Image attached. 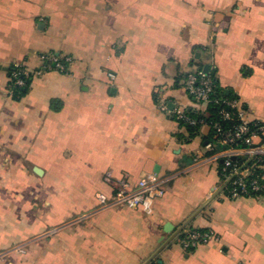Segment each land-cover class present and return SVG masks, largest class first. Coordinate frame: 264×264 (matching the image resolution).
I'll list each match as a JSON object with an SVG mask.
<instances>
[{
    "label": "crops",
    "instance_id": "crops-1",
    "mask_svg": "<svg viewBox=\"0 0 264 264\" xmlns=\"http://www.w3.org/2000/svg\"><path fill=\"white\" fill-rule=\"evenodd\" d=\"M12 65L34 77L16 99L0 70V264H264V195L228 198L211 130L189 138L160 110L204 112L184 82L210 65L264 120V0H0ZM150 175V214L111 203ZM191 229L219 240L185 250Z\"/></svg>",
    "mask_w": 264,
    "mask_h": 264
},
{
    "label": "built area",
    "instance_id": "built-area-1",
    "mask_svg": "<svg viewBox=\"0 0 264 264\" xmlns=\"http://www.w3.org/2000/svg\"><path fill=\"white\" fill-rule=\"evenodd\" d=\"M40 60L43 64L44 71H56L61 74L67 72V67L59 62L58 57L53 55H41ZM65 62L69 64L70 59L65 58ZM41 72L42 71H37L36 74L39 75ZM16 85L21 87L23 86V82L17 81ZM184 89L190 99L196 103L204 105L219 103L218 99L212 97L214 86L210 76L205 75L202 70L191 72L186 75ZM222 103L228 109L232 110L231 113L223 112L222 118L224 120L235 118L238 124L233 132L219 141V144L227 146L239 141L241 147H227L222 149L214 154V160H221L224 164L222 168V177L223 181L229 186L226 196L230 199L251 197V195L264 191V173L259 177L249 178V169L232 165V160L239 157L240 152L246 158L264 160V120L257 124L255 123V127L252 128V122L248 119L245 109L237 100H227L222 101ZM160 110L170 113L176 122L180 121L189 126L207 127V125H209L203 119L196 120L188 117L185 114V110L179 107H174L169 111L165 105H160ZM212 127L217 133L222 135L221 127L218 123H213ZM255 140H258V143H254ZM209 147L212 149L211 146ZM113 187L114 190L111 197V203L113 205L125 207L127 209H139L146 214L151 213L154 202L165 194L163 186L156 175H150L140 179L133 189H131L125 181H118ZM98 200L100 203L105 204L108 199L100 194L98 195ZM185 236V239L181 240L182 248L185 250L195 249L200 245L212 242L217 243L219 240L211 231L199 233L187 230Z\"/></svg>",
    "mask_w": 264,
    "mask_h": 264
},
{
    "label": "trees",
    "instance_id": "trees-1",
    "mask_svg": "<svg viewBox=\"0 0 264 264\" xmlns=\"http://www.w3.org/2000/svg\"><path fill=\"white\" fill-rule=\"evenodd\" d=\"M47 55L50 56V54H47ZM58 60L65 67H68L69 64L65 62V58L58 57ZM25 71H26L25 67L21 65H16V66L12 65L11 67H9L7 71L8 80H9L8 88L12 91L13 97L16 99H19L20 97L24 96L27 93L29 85L34 77V74L25 72ZM38 71H41V69ZM210 78L214 86V93L212 97L214 99H218L219 103L218 104H213V103L207 104L204 112H194L190 110H185V114L192 119H196V120L203 119L207 124H209L207 125V127L211 130V136H212L211 153H215L227 147H235V148L241 147V143L239 141H236L233 144H230L227 146H222L219 144V141L223 139L225 136H228L231 132H233L234 128L238 124V121L235 118L230 119V120H224L222 118L223 112H229V113L232 112V110L228 109L222 103V101L237 100V99L230 94H225L224 92H222L214 76L212 77L210 76ZM17 81H22L23 86L21 87L17 86L16 85ZM177 123L180 125L181 128L185 130L189 138H193L197 134L198 130L201 128V126H189L185 123H181L180 121L179 122L177 121ZM213 123H218L220 125L222 135L217 133L216 130L212 127ZM255 123L257 124L259 122H252V126H251L252 128L255 127L254 126ZM232 165H235L236 167H243V168L246 167L247 169H249L250 171L249 178H256V177H259L262 173H264V160L263 159L256 160V159H251V158L240 156L232 160ZM223 166H224L223 162L221 160L218 161L217 171H218L220 180H223V177H222ZM228 189H229V186L227 185L226 193ZM258 195H264V191L258 194L251 195V196H258ZM191 231L199 232V233L207 232L206 230H199V229H191ZM185 237H186L185 233H182L180 239L184 240ZM150 264H156V263L152 262Z\"/></svg>",
    "mask_w": 264,
    "mask_h": 264
},
{
    "label": "water",
    "instance_id": "water-1",
    "mask_svg": "<svg viewBox=\"0 0 264 264\" xmlns=\"http://www.w3.org/2000/svg\"><path fill=\"white\" fill-rule=\"evenodd\" d=\"M0 70H2V71H8V69H7L6 67H1V66H0ZM202 72H203L205 75H209V76H211V77L214 76V70L211 69V66H210V65H204V66L202 67ZM166 228H170V226L167 225ZM166 228H165V231L167 230Z\"/></svg>",
    "mask_w": 264,
    "mask_h": 264
}]
</instances>
